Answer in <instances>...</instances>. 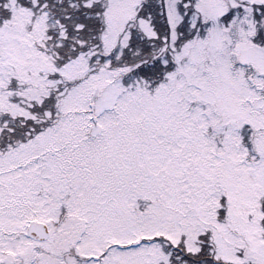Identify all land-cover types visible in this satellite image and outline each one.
<instances>
[{
  "label": "snow or ice",
  "instance_id": "snow-or-ice-1",
  "mask_svg": "<svg viewBox=\"0 0 264 264\" xmlns=\"http://www.w3.org/2000/svg\"><path fill=\"white\" fill-rule=\"evenodd\" d=\"M0 264H264V0H0Z\"/></svg>",
  "mask_w": 264,
  "mask_h": 264
}]
</instances>
